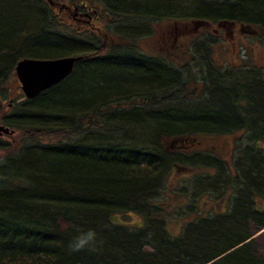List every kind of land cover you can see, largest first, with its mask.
<instances>
[{"label": "trees", "instance_id": "trees-1", "mask_svg": "<svg viewBox=\"0 0 264 264\" xmlns=\"http://www.w3.org/2000/svg\"><path fill=\"white\" fill-rule=\"evenodd\" d=\"M35 1L45 8L49 17L47 23L42 18H31L30 12L27 9L24 10L25 2L32 5ZM105 1L109 2L111 8L119 10L121 14L139 11L148 16L147 20L140 19L138 15L132 20L152 27V30L146 33L147 37L152 36L155 26L162 21L168 24L171 22L174 25L180 22L184 25L190 21L172 17H156L171 8L176 9L175 6L178 7L176 11L180 12L182 5L189 6V3L184 0H141L146 5L144 8L131 7L133 5L131 2L139 0ZM217 4L221 5L219 2ZM68 5H74L82 12L87 8L96 11L101 5L103 6L99 0H75ZM196 5L197 3H194L190 6L195 7ZM236 7L233 10H224L219 13L221 19L214 23L227 22L231 27L235 26L236 29L225 33L223 39H228L232 32L233 39L229 38L231 41L247 38L252 43L263 42L264 0H242ZM198 11L205 12V15H212L204 8L199 9L197 5L196 12ZM65 14V12L55 13L53 9L49 8L46 0H0L1 102L6 101L9 97L5 85L12 77L15 63L18 60L88 57L94 50L89 46H84L86 40L102 44L97 36L87 35L84 32V27L74 25L71 21L66 24ZM197 17L201 16L197 15ZM149 18L154 20H149ZM100 21L104 23L106 33L109 32L111 36L110 43L106 41L102 45L111 50L121 47H124L123 49L131 48L130 44H125L123 39L115 42L116 47L112 46L115 36L111 35L107 22L102 18ZM62 24L65 25V28L62 27ZM174 25L168 26L160 35L164 39L161 38V44L166 49L169 43L165 39L169 38L170 32L174 33L177 29L178 32H183L186 37L193 33L184 27H175ZM101 33L103 34L102 31ZM146 35L132 39L133 44L138 48V40ZM71 40L74 42L73 46H71ZM201 44L197 42L194 44V48L191 46L190 59L182 67L183 73L186 71V74L189 73V66ZM231 48L232 52H235L232 46ZM102 53L98 52L96 55L100 56ZM239 66L241 67L230 66L223 72L215 64L212 66L213 72H217L216 74L221 76L220 80L227 83L223 96L221 91L211 89L212 85L214 86L213 82L202 77L197 79L200 87L197 81L189 85L184 83L180 87L188 89L190 86H197L201 89L196 91L192 97L194 103L212 96L216 111L233 107L236 110L234 114L241 119V124L245 119L253 117V115L255 117L258 113L256 121L249 126L231 123L222 114L215 113L212 117L199 114L200 117L193 120V123H190L187 118L169 117L168 114L158 116L151 121V126L156 129L152 133L148 132L147 128L142 130L133 128L129 121L132 113L145 106L161 110L166 101L164 95H160L162 92L157 91L161 88L156 89L160 83L157 81L155 72L149 70L150 65L142 67L138 62L128 58L118 62L111 61L108 64H103L102 60L97 58L78 64L71 78L40 95L36 100L24 103L13 102L11 114L12 111H15L14 109L20 107L24 110L23 114L19 112L16 120L11 115L8 118L5 117L4 113L0 111V123L2 122L14 131L18 147L20 142L27 140L36 146L43 145L41 146L42 150L25 151L23 155L18 150V158L21 159H17L18 162L12 169V178H0V264H189L193 255L177 253L176 247L182 236V231L176 237L169 234L171 229L168 224L166 225L169 216L165 214L164 202H162L167 193L171 191L167 185L171 166L181 160L172 158L168 165L163 159H157L158 161L155 162L152 160L155 157H151L152 154H147L146 149H142L140 152L128 151L130 154L124 161L108 158L98 160L92 150H82L77 154L76 150L67 149L64 144L79 141L83 136L82 129L103 130L108 121L115 120V116L99 121L93 120L95 114L99 111L102 112L95 110L94 115L91 114L92 120H90L99 125L91 122L80 124L74 123L78 117H75L76 114H70V111H73V108L85 106L87 100L95 101L94 105L90 106V108H94L96 105L102 104L109 94L117 93L116 96L121 97L111 110L121 119L113 123V132L108 131L109 134H107V129H104L106 133L103 130L100 136L109 137V141L113 138L114 143L132 138L142 143L143 147L149 144V147L153 148V155H158L157 150L162 147L164 140L190 139L192 135L188 132L189 130L184 134H178L180 133L178 131L191 127L214 131L195 132L194 137L197 140L208 136L232 137L229 141L232 140L233 149L229 147L225 150L227 157H230L231 151H233L234 156H232L231 164L225 163L224 160L215 156L203 155L199 157V161L192 163L194 165L192 167L195 169L210 171V173L198 174L194 178V187L196 178H200L199 181L202 180L206 183V188L203 191H214L213 186L219 180L218 177L224 175L227 184L223 189L217 191L222 193L230 190L231 183H236L235 179H228V175L238 166L241 169L239 175L242 177L248 174L249 167L257 170L258 174L264 175V107L259 106L254 111L256 93L249 87L250 84L264 86V65L263 67H250L248 64L242 63ZM182 70L177 71L182 72ZM174 72L176 71L174 70ZM193 76L194 74L189 76L187 81H192ZM177 89L179 88H175L174 93ZM245 89H248L249 92L244 91ZM152 92L156 94L152 97L153 100H142L141 93ZM119 93L121 94L118 95ZM126 93L131 96H124ZM215 94L220 95V98L214 96ZM257 122L262 126V132L256 131ZM242 129H245L244 139L251 137L246 143L238 135ZM119 137L121 138L119 139ZM82 139H87L85 143L90 146H92L91 143H102L104 140L99 142V139L95 138ZM118 139L120 141H117ZM145 139H149L147 143H145ZM132 146L135 148L134 144ZM148 161L149 164L145 165L144 162ZM178 190L183 193L182 189ZM232 190L236 191L237 188ZM195 191L197 190L195 189ZM171 192L173 193V190ZM146 194H150V197L145 198ZM173 194L178 197L177 193ZM123 201H141V211L137 214L134 210L128 211L131 208L130 205L123 206H126L125 209L127 208L123 214L137 216L140 221L139 225L127 224L123 226L112 220L114 213L107 216L114 205L122 204ZM252 217L254 218V216ZM170 218H172L170 222L176 219L172 216ZM232 220L221 223H230ZM106 222L123 231L125 239L121 241L122 245L111 244L107 236L104 235V232H107L104 229ZM208 227L219 228V226ZM89 228L95 229L98 233V242L94 250L85 249L71 252L69 243L72 237L78 234V230L87 231ZM263 228L264 224L259 228L252 227L244 232L243 237L230 243H224L215 255L231 249L237 242L243 243L248 240V243L242 248L224 256L214 264H264V260L257 254L254 242L250 240L255 232L257 233ZM250 230H253V233L248 234ZM160 234L171 242L172 246L166 247L159 238ZM224 234L225 236L222 235L221 240H223V236L227 237L228 232L226 231ZM209 260L210 258H205L202 261L196 260L192 264H206Z\"/></svg>", "mask_w": 264, "mask_h": 264}, {"label": "bare ground", "instance_id": "bare-ground-1", "mask_svg": "<svg viewBox=\"0 0 264 264\" xmlns=\"http://www.w3.org/2000/svg\"><path fill=\"white\" fill-rule=\"evenodd\" d=\"M47 3L49 4V8L53 11H55V13L60 14L62 12H65V21L66 24H69L70 21L74 24V25H79L81 27H84L85 30L84 32L87 33V35H95L97 36V39L100 40V42L102 44H105V42H109L110 43V38L111 36H109L106 32V29H104V33H101V29L99 28H95L93 29V21L95 20V22H99L100 24H102V27L104 26V23H102L100 20L101 18L103 20H105L107 22L108 25V29L110 30L111 33L114 34L115 38H114V42L112 44V46H115V42L119 39H123L125 41V44H130V49H123L124 47H121L120 49H108L106 46L102 45V44H96L94 42H90V41H85L84 42V46L87 47L89 46L91 49H93L94 51H92L91 54L88 55V57H82V56H75V57H64V58H75L78 59V61L76 62V64L74 65L73 71L71 72V74L64 79L62 82H64L65 80H68L69 78L72 77V75L75 73L76 67L78 64L82 63V62H87L90 60H95L98 58V60H102L103 64H108L111 61L114 62H118L120 60L123 59H129L132 60L134 62H138L139 64H141V66H149V70L151 72H155V76L157 78V81H159L160 85L163 82V85H159L157 90L158 92L161 91L162 93H160V95H164V99L166 101V104L162 107L161 110H154L151 109L150 107H141L138 110H136L134 113H132L131 119H129V121H131L132 127L142 130L143 128H147L148 132L152 133L155 132L152 126H151V121L155 120V118H157L158 116H162V115H167L169 117H174V118H178V117H182V118H187L188 120H190V123H193V120L198 119L201 115H206L209 117H212L215 113L218 114H222L224 117H226L231 123H235L237 125L241 124V119L236 116L234 113H236V110L233 107H227V109H222V110H218L216 111L214 109V98H211L212 96H209L206 100L200 101L199 103V107L194 108L193 106H190L191 104L188 103L189 102H193L192 97H194V94L196 91L199 90V88L197 86H190L188 89L185 88H181L180 86L183 85L184 83H194L196 81V79H198V77H202L205 80H208L209 82H213L214 86L212 85V90L213 91H221L222 92V96L225 94V88L227 86V83L224 80H220L219 77H221L220 75L216 74L217 72H213L212 70V66H214L213 62L214 59L212 57V49L214 48V44L213 42L215 41L214 38H218V37H223L225 35V33H227V29L231 28V26L229 24H227V22L224 23H219V24H214L217 21H219L221 18V13L222 11L226 10V11H230L231 9L233 10V8H237V4L241 3L242 0H184L185 2L189 3V6H183L180 7V12H177L176 9L178 8L177 6L176 9L175 8H171V10H167V12L165 11L163 14L156 16V17H172V18H176L179 20H190L187 23L181 24L180 23H175L176 25H173L175 27H184L187 30L190 29V27H194L193 32H195L196 35L192 34V35H188V37L183 36V32L182 34H180L176 39V43L173 44L172 41L169 43L168 48L166 49V47H163L161 44V37H157L154 38V40H151V45H148L150 49V51L142 49V47L140 46L141 43H143L146 39L141 38L140 40H138V48L133 44V40L138 36H142V35H146L147 32H150L152 30V27L150 26H146V24H142V23H137L138 21H132L133 18L135 16L138 15V17H140V19H148V16H146L143 13H140L139 11H134L133 13H129V14H121L119 10L113 9L111 8V5L109 4V2H106L105 0H99L103 6L101 5L100 8H97L96 11L95 10H91V9H85L83 12L78 9L76 6H69L68 4H70L71 2L75 1V0H58L55 1L54 0H46ZM134 1V0H133ZM217 2H219L221 5H218ZM26 4H24V10H28V12H30V17L33 19H37V18H42L43 21L45 23H47L49 21V17L48 14L45 10L44 7L40 6L38 1L33 2L32 5H28V2H25ZM133 3V5H131V7L133 8H144L146 5L145 3H142L141 0L139 1H134L131 2ZM197 3L198 8L202 9L204 8L205 10H207V12H210V14L212 15H205V12L203 11H198L196 12V6H190L191 4ZM148 6V5H147ZM188 8V9H186ZM192 11V12H191ZM89 12L92 13V15L90 16ZM170 13V14H169ZM53 14V13H52ZM79 14H81V17H77ZM88 15L89 17H91L90 22L82 24V19L83 20H87L85 17V15ZM84 15V16H83ZM201 16V17H197ZM76 17V18H75ZM100 17V18H99ZM205 17V18H204ZM75 18V19H74ZM215 18V19H214ZM138 19V18H137ZM149 20H154L152 18H149ZM145 22V21H142ZM62 27L65 28V25L62 24ZM65 31V30H63ZM218 33V35H217ZM262 34V33H261ZM103 35V36H102ZM88 37V36H87ZM102 38V39H101ZM197 38V39H195ZM195 39V40H194ZM194 40V41H193ZM212 40V41H211ZM150 42V41H149ZM192 42V43H191ZM202 43L198 49L196 50V55H195V59L193 58L192 62H191V66H194V76L192 81H187L188 77L193 75L191 73V71H189L188 74L187 71L185 73H183L184 71L182 70V67H184L186 65V63H181V56H184L187 54V45L189 43H191V46H193L194 48V44L195 43ZM71 46H73L74 42L71 40L70 41ZM177 47H182L183 52L182 55H179V53H177L175 50H173L174 48ZM100 52H103L100 56H97L96 54ZM64 58H58V59H21L18 60L15 63L14 69H13V73L12 76H14L19 84V88L18 91L21 94V98L22 100L19 103H24L27 101H34L36 100L40 95L44 94L45 92L51 90L52 88L57 87L58 85L40 93L38 96L33 97L31 100H27L25 98V96L23 95L21 89H20V83L17 79L16 73H15V67L16 65L23 61V60H32V61H52V60H59V59H64ZM190 59V58H189ZM216 62L215 66L219 67V69L223 72L224 69L229 68L230 66L227 64V67H220L221 63ZM213 64V65H212ZM182 70V72H178L179 70ZM174 70L176 72H174ZM178 70V71H177ZM189 70V69H188ZM95 71V70H94ZM201 81V79H200ZM179 88L177 89V91L174 90L175 88ZM250 90L252 89L254 91V93H256V97H255V103L256 105L254 106V111L257 110L259 108V106L264 107V86H257L255 84H250L249 85ZM180 89H183L180 91ZM186 89V90H185ZM190 89H192V93H190ZM147 90V89H145ZM150 90V89H148ZM155 90V89H152ZM185 91H188V93H186ZM244 91H248V89H245ZM121 93H119L118 95H120ZM116 94H109V96L107 98H105L102 104L96 105L94 108H90V106H93L95 101H90L87 100L88 102H86L84 105L85 106H81L78 107L76 109L73 108V111H70V114H76L75 117L77 118V121H74V123H80V124H89L94 123L95 122L91 121L92 120V115H94V111L95 110H101L102 112L100 113V111L95 114L93 116V120H100V119H104L107 117H112L113 115L115 116V120L113 119L108 121V124L104 126V129H107V134H109L108 131L113 132L112 130L113 128V123L118 122L121 117L117 114H115L111 109L115 107V104H117L119 102V97L121 96H116ZM130 94L126 93L124 96H128ZM142 97V100H153L152 97H154L156 94L155 92L152 93H141L140 94ZM114 96V97H113ZM131 96V95H130ZM214 96L219 97L220 95L215 94ZM13 98L11 96L8 97L9 100V104L7 106V109L10 111L12 108V103H13ZM110 99V100H109ZM6 100V101H8ZM1 102L0 101V107L2 106V104L4 105V103L6 102ZM105 101H107L105 103ZM16 102V101H14ZM181 103L184 104L183 106L190 111L188 113L187 116H182V113L179 108L181 105L177 104V103ZM19 103H17L18 105H20ZM88 107V108H86ZM79 109V110H78ZM15 111H12L11 116H14V120H16L17 115L19 114V112L21 114L24 113V110L22 107H20L19 109H14ZM250 110V107H249ZM2 111V110H0ZM3 112V111H2ZM4 113V112H3ZM9 113V112H8ZM8 113L5 115V117L7 116L8 118ZM257 115H253V117L247 118L245 119V121L241 124V125H247L249 126L250 124L252 125L255 121H256V117H258V113H256ZM91 119V120H90ZM98 124V123H97ZM96 124V125H97ZM99 125V124H98ZM0 127H3L5 129H8L9 134L5 135L3 133H0V136L4 135L8 138L11 139V142H9V144H4L3 147H0V150L2 153L5 154L6 160V164L4 165V169L5 171L3 172V174L0 173V178L2 179H9L12 178L11 174H12V169L14 167V165L18 162L17 159H21L18 158L19 154L18 150L21 152V154L23 155L26 152H33V151H39L42 150L43 145H39L36 146V144H32L31 142L29 143V141H22L20 142L19 147L17 146L18 143L17 141H13V139L15 138V133L13 130H10L7 126H5L4 124H2V122L0 123ZM103 129V130H104ZM102 129H92L91 131H89L88 129H82V134L83 136H81V139H79V141H83L82 138H88V139H92L95 138V136L100 135V133L103 131ZM104 130V133H106ZM262 126L259 125V123L257 122V128L256 131L257 132H262ZM191 136V141L193 143H196V138L195 136V131L194 129L191 127L189 128V131ZM245 133V129L240 130V133H238L239 137L243 138ZM106 134V136H108ZM105 135V134H104ZM78 141V142H79ZM114 139L112 138L109 146L110 148L107 149V153L106 155L104 153H100V152H95L94 154L96 155L95 158L99 159H104V158H108L111 160H115L118 159V161H124L128 158V154H130L128 151H135L138 152L140 150L133 148L132 145L130 146H125V144L123 145H118V144H114ZM165 140L163 141L162 147L158 148L157 150V154L158 155H153L151 157H155L154 160L155 162L158 161L157 159H163V161H165L168 164L171 163L172 158L167 156V154L171 155L168 151H166L164 144H165ZM77 143V142H75ZM80 144V142L78 143ZM76 145V144H74ZM83 146L84 144H80V146ZM65 146V145H64ZM85 146V145H84ZM67 149H69V146H66ZM71 150L74 151L75 148L70 147ZM77 149V148H76ZM81 148L77 149L79 151H75V153L79 154L82 152V150H80ZM86 150V149H85ZM88 150V149H87ZM4 157V158H5ZM249 158V157H248ZM247 158V160H248ZM153 162V161H152ZM145 165L149 164L148 162H144ZM147 163V164H146ZM256 163V162H253ZM162 164V163H161ZM253 166V165H251ZM153 171H155L154 168H152ZM249 172L248 174L245 175V177H242L240 174L241 169L240 166H238L237 168H235L230 175H228L229 177L235 176L237 177V179H239L240 181H244L243 185L240 183L239 180L236 181V183H233L232 185H235L233 188H237V190H241L237 202H236V210L235 213L238 214L240 216H246L248 215L247 210L248 208L251 209V206L249 205L250 200V196H248V194L250 193V195L252 196H256L258 198H263L264 199V175H260L258 174L257 170L252 169L251 167H249ZM1 172V171H0ZM227 182L226 179L224 177V175L219 177V180L214 184L213 189L214 191H219L221 189H223L226 186ZM209 186V185H208ZM203 188L205 189L206 186L203 185ZM232 186L230 187V189H233ZM236 190V191H237ZM200 191V190H198ZM203 191V190H202ZM235 191V190H233ZM261 194H260V193ZM153 195V193L151 194V196ZM150 194H146L145 198H149ZM130 205V209H128V211H133L137 214L139 213V211H141L140 207H142L141 201L138 202H128V201H123L122 204L119 205H114V208L112 209V211H110L107 216L109 217L110 215H113L112 220L115 221L116 223L120 224V225H127V224H131L129 222H119L117 221V217H124L126 216V214H123L125 211H127L125 209V207H123L124 205ZM196 210L192 211V215L195 214ZM122 214V215H121ZM120 215V216H118ZM135 217L137 218V216L133 215V214H128L127 217ZM197 216H195L196 218ZM198 218V217H197ZM139 219V218H138ZM120 225H117L119 227H121ZM219 227L223 226L225 229V232H229L230 230H235V232H237L239 234V236L236 239H239L241 237H243L245 235L244 231H243V227H242V222L240 220H232L230 223H220L218 224ZM102 230H106L107 232H104V235L107 236L108 240L110 241L111 244H114L116 246H120L122 245V240L125 239V235L123 233V231L119 228H116L110 224H107V222L105 223L104 229L103 226L101 225ZM185 228L184 225H182L181 228H178V233L176 234V232L170 231V235L172 237H176L183 229ZM169 232V231H168ZM176 234V235H175ZM160 240H162V242L165 244L166 247H169L170 245L172 246L171 242L167 241L161 234L159 235ZM229 237H223L224 243H227V239ZM233 239V240H236ZM232 240V241H233ZM248 242L245 241L243 243H236L235 246H233L231 249L224 251V252H220L219 254L215 255L217 252H219L218 250L209 254L210 260L206 263V264H214L217 263L221 258H223L224 256L232 253L235 250H238L240 248H242L244 245H246ZM174 246V245H173ZM215 255V256H213ZM213 256V257H212Z\"/></svg>", "mask_w": 264, "mask_h": 264}, {"label": "rangeland", "instance_id": "rangeland-1", "mask_svg": "<svg viewBox=\"0 0 264 264\" xmlns=\"http://www.w3.org/2000/svg\"><path fill=\"white\" fill-rule=\"evenodd\" d=\"M90 16L92 15L91 12H89ZM103 23V22H102ZM159 25L155 26V30L152 34V36L147 37L148 35L144 36L143 39H146L143 43L140 44V46L142 47V49L148 50L150 51L148 45H151V40L153 41L154 38H157L161 35L162 32H164L168 26H172L173 24L170 22V24H168L165 21H162L160 23H158ZM93 29H101L102 32L104 33V27H102V24H100L99 22H95V20L93 21ZM235 28L231 27L227 29V33H229L231 30H233ZM193 27H190V31L193 32ZM236 29V28H235ZM111 33V32H110ZM159 34V36H158ZM192 34L196 35L195 32H193ZM191 34V35H192ZM108 35L110 36L109 32ZM111 35H113V33H111ZM163 39V36L161 37ZM236 38V37H235ZM197 39V38H195ZM194 39V40H195ZM215 41L213 42L214 44V48L212 49V57L214 59V64L216 62H219L221 64L220 67H227V64L229 66H233V67H241L239 66L240 64H248L250 67L254 66V67H263L264 65V41L261 42L259 41V43L255 42L252 43L250 42V39H242L240 38L239 40H229L228 39H223V37H218V38H214ZM164 40V39H163ZM193 40V41H194ZM150 41V42H149ZM212 41V40H211ZM192 43V42H191ZM191 43H189L187 45V54L184 56H181L178 59H181V63H188L189 62V58H190V54L192 52V48H191ZM231 43H233V45H230ZM231 46L234 48L235 52H232V48ZM189 69L191 71L192 74H194V66H189ZM198 86L200 87V83L198 82V80L196 79ZM6 87V92L9 96H11L13 99V102H20L22 100L21 98V94L18 91L19 88V84L16 80V78L14 76H12L8 82L5 85ZM192 87V86H191ZM201 90V89H199ZM186 93H188V91H185ZM192 89H190V93H192ZM8 100V99H7ZM190 106H193L194 108L199 107V103H194V102H189ZM128 103V102H127ZM177 103V102H176ZM9 104V100L6 101L4 103V105L2 104V106L0 107V110H2L4 112V115H6L8 112V115H11V112L7 109V106ZM180 106L179 110L184 113L181 114L182 116H187L188 113L190 111H188L181 103H177ZM189 116V115H188ZM195 132L197 131H204V132H214V131H208V130H199L198 128H193ZM187 130H180L178 132V134H184ZM174 132V131H173ZM227 137V138H226ZM121 137H119L120 139ZM232 137L230 136H224V137H218V136H208V137H202L198 139V143L200 145H196L195 148L193 150H191L193 147L188 148L190 150H187V153H178L180 155H169L167 154V156L171 157V158H177L179 160H181L182 162H185L186 164H192V162H196L199 161V158H193L191 156L193 155H198V153H200V155L203 156H209L211 157L212 155L215 156L216 158H220L222 160L225 161V163L231 164V161L233 159L232 156L233 155V151H231V155L230 157H227L225 155V150H227L229 147L231 149L232 147V140L231 142L229 141V139H231ZM95 139H99V142L102 141V139H104L102 141V143H91L92 146H90V144L85 143V141L87 140H83V141H79L80 144H84L86 146H80V144H78V141H74L71 143H67L64 144L65 146H69L75 148L74 150H77L79 148H81L80 150H85L86 151H93L95 152H102L106 155L107 153V149L110 148L109 146V137H105V136H100L97 135L95 136ZM117 141H120V140ZM248 139H251V137H247V138H242V140L244 141V143H246V141H248ZM122 140V139H121ZM149 139H145V143L148 142ZM13 141H15V138L13 139ZM9 142H11V139L2 135L0 136V147H3L4 144H9ZM77 142V143H75ZM87 142V141H86ZM76 144V145H74ZM111 144V143H110ZM114 144H118V145H123L125 144V146H130L134 144V147L140 151H142V149H146V153L147 154H152L151 156H153V148L149 147V144L145 145L144 147L142 146V143L135 141V139H127L124 142H117ZM169 146V145H167ZM198 146H200L199 148H197ZM133 147V146H132ZM234 147V146H233ZM232 147V149H233ZM77 148V149H76ZM88 149V150H87ZM90 149V150H89ZM79 151V150H77ZM138 151V152H140ZM150 152V153H149ZM243 152V151H242ZM241 152V153H242ZM181 155H188L190 157H185V156H181ZM236 155V154H235ZM150 156V155H149ZM5 154L2 153L0 151V173L3 174V172L5 171L4 169V165L6 164L5 160L7 157H5ZM202 157V156H200ZM6 168V167H5ZM198 170V171H197ZM213 171V170H212ZM12 172V171H11ZM203 173H210V171H206L204 169H195V172L192 174V176L186 175V177H182L180 178L181 175L183 174H171L168 176L167 178V185L168 187H171L173 189H184L185 192L182 193V198H180L179 201L182 200H186L188 203H193L196 200V191L195 189L198 191L200 190V192L204 189L203 185L206 186V183L203 182L202 180L199 181L200 178H196L195 181V187H194V180L193 178L197 177L198 174H203ZM193 177V178H192ZM195 188V189H194ZM181 197V196H180ZM204 199V198H202ZM178 201V198L176 199ZM178 201V202H179ZM162 202H175L173 199L167 198L165 197V199L162 200ZM180 213V212H179ZM117 221L119 222H129L131 224H140V221L138 218L135 217H117ZM176 219L172 220V223L169 224V229H171V231L176 232V234L178 233V225L180 222H182V220H179L180 217H175ZM192 218H190L189 220H191ZM187 220V218L185 219V221ZM173 222H176L177 225H174ZM218 224H220V219H216V220H208V219H199L193 223H191L190 225L185 226V228L182 230L181 233V237L178 240V245L176 247V251L178 254L181 253H185L188 255H193V257L191 258V261L189 264H192L194 261L199 260L202 261L203 259L209 257V254L215 252V251H219V249H221L222 245L224 244V240H221V236L224 235L225 229L223 226L219 227V228H211L208 226H218ZM244 232L248 231V229H243ZM253 233V230H250L248 234ZM175 234V235H176ZM223 236V237H224ZM239 236V234L237 232H235V230H230L228 232L227 237H229L227 239V242L230 243L233 239H236ZM252 242H254V247L257 250V254L259 256H261V258L264 260V230H261L259 232H255L254 236H252V238L250 239Z\"/></svg>", "mask_w": 264, "mask_h": 264}, {"label": "flooded vegetation", "instance_id": "flooded-vegetation-1", "mask_svg": "<svg viewBox=\"0 0 264 264\" xmlns=\"http://www.w3.org/2000/svg\"><path fill=\"white\" fill-rule=\"evenodd\" d=\"M85 16L87 20L82 19V24L87 23L88 25V23L91 20V17H89L87 14ZM77 17L80 18L81 14H79ZM180 34H182V32H178V30L176 29L174 33L170 32L169 38L165 40L168 43L172 41V43L175 44L177 41L176 38ZM229 38L233 39L232 32L230 33ZM173 50L179 53V55H182V52H183L182 47H177V48H174ZM179 140H183V141L185 140V141L181 144V143H178ZM175 141H177V143L173 145L172 143ZM198 142L199 141L197 139H196V143H193L191 139L171 138L169 140H166L164 147L166 151H168L171 155L172 154L180 155L178 153H187L188 152L187 150H190L188 148L193 147L191 149L193 150L197 144L200 145ZM199 147L200 146H198L197 148ZM181 156L190 157L188 155H181ZM200 156L202 155L198 153V155H193L191 157L193 159V158H199ZM192 166L194 165L189 164V163L186 164L185 162L179 161L175 164H172L171 172L169 173V175L173 173L176 175L178 173L183 174L180 176V178L186 177V175H189V174L192 176V174L195 172V168H193ZM230 178L235 179V181H237L236 180L237 177L235 176L228 177V179ZM243 183L244 181L242 180L241 184L243 185ZM232 184L233 183L230 184V187L232 186L233 188L235 185H232ZM169 189L171 191L173 190V193H177L178 197H176L171 191H169L166 195L167 198L173 199L175 201L173 203L172 202L163 203L164 212L166 215L169 216L167 219L166 225L167 224L169 225L170 223H172V221L170 222V219H172L170 218L171 216L173 218L180 217L179 220H182V222L179 223L178 228H181L182 225L184 226L190 225L191 223L199 219H207V218H211L214 220L220 219V223L222 221L232 220V219L240 220L242 222L243 229H250L252 227L259 228V226L264 224V199L258 198L253 195L251 196L250 193L248 194V196H250V200H251L249 202L251 209L248 208L247 210L248 215L240 216L239 213L238 214L235 213V210H236V202H237V199H238V196L241 190L233 191L232 189H230L222 193H218L216 191H211V190L210 192H205V191L197 192L196 191V200L193 203H188L186 200L179 201L180 198H182L181 191H179L178 189H173L171 187H169ZM182 191L185 192L184 189H182ZM177 198L179 202L176 200ZM193 210H196V211H195V214L192 215ZM195 216H197L198 218L197 217L195 218ZM252 216H254V218ZM186 218L187 220L185 221ZM190 218L192 219L189 220ZM173 223L174 225H177L176 222H173Z\"/></svg>", "mask_w": 264, "mask_h": 264}, {"label": "water", "instance_id": "water-1", "mask_svg": "<svg viewBox=\"0 0 264 264\" xmlns=\"http://www.w3.org/2000/svg\"><path fill=\"white\" fill-rule=\"evenodd\" d=\"M78 59L64 58L52 61L23 60L15 67L20 89L27 100L60 84L73 71ZM0 133L9 134L8 129L0 127ZM184 141L179 140L178 143ZM177 141L172 144L175 145Z\"/></svg>", "mask_w": 264, "mask_h": 264}, {"label": "clouds", "instance_id": "clouds-1", "mask_svg": "<svg viewBox=\"0 0 264 264\" xmlns=\"http://www.w3.org/2000/svg\"><path fill=\"white\" fill-rule=\"evenodd\" d=\"M98 242V233L95 229L89 228L87 231L78 230V234L72 237L69 243L71 252H79L81 250H94Z\"/></svg>", "mask_w": 264, "mask_h": 264}]
</instances>
